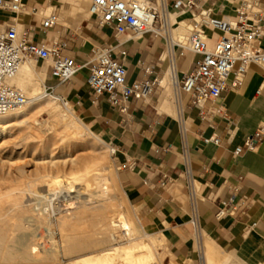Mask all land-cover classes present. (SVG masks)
<instances>
[{
    "label": "crops",
    "instance_id": "0c3cea01",
    "mask_svg": "<svg viewBox=\"0 0 264 264\" xmlns=\"http://www.w3.org/2000/svg\"><path fill=\"white\" fill-rule=\"evenodd\" d=\"M43 1L25 0L27 5ZM50 1L45 11L55 9L56 3ZM198 2L215 17L232 14L236 7L235 0ZM56 10V21L63 30L69 18L88 15L84 0H62ZM188 17L189 13H185L181 19L187 21ZM27 21L26 15L18 17L20 24ZM77 34L66 37L68 46L64 52L80 65L89 59L93 46L116 44L110 29L93 24L91 30L86 31L84 27ZM54 36L52 29L47 31V37ZM121 47L127 51L124 64L128 81L141 73L138 61L151 67V77L159 69L162 76L165 74V62L158 60L162 50L159 37L146 33L138 39H125ZM193 59L195 56L190 53L180 57L179 68L187 69ZM45 69L44 66L35 68L42 76L43 89L46 73L45 88L52 87L53 93L66 98L77 118L94 135L117 148L114 161L126 200L136 208L134 212L142 227L152 233L159 232L177 264H257L264 259V133L252 149L232 154L236 146H243L246 136L264 126V89L256 93L261 83L257 66L248 69L239 87H228L222 92L223 113L213 115L209 122L201 121L197 109L185 104L187 95H182L188 128L186 143L200 194L199 237L201 232L206 234L208 248V255L203 254L202 260L196 247L203 238L195 241L193 228L192 237L188 227L189 203L180 177V137L169 88L161 85L146 101L129 99L127 111L122 113L112 108L104 96L92 101L86 67L65 83H58ZM230 80L231 77L228 83ZM211 134L219 137L218 144L203 141V137ZM166 179L170 182L160 186ZM228 197L235 207L217 218L219 201Z\"/></svg>",
    "mask_w": 264,
    "mask_h": 264
},
{
    "label": "built area",
    "instance_id": "2783aa9c",
    "mask_svg": "<svg viewBox=\"0 0 264 264\" xmlns=\"http://www.w3.org/2000/svg\"><path fill=\"white\" fill-rule=\"evenodd\" d=\"M198 1L89 0V18L93 25L110 29L116 44L93 46L89 59L80 65L64 52L68 46L66 37H47L48 29H53L57 24L56 12L42 15L39 8L51 3L50 0L30 5L22 0H0V115L26 102L27 98L10 82V78L22 62L31 60L46 62L49 76L58 83L68 82L82 67H86V83L92 101L104 96L112 108L125 113L129 99L146 101L157 88H161L162 70L159 69L151 77V67L138 61L141 73L128 81L124 64L127 51L121 44L125 39H138L146 33L161 39L162 50L158 60H164L171 85L174 117L180 137V177L189 203V223L195 234L200 227V194L186 143L188 128L182 95H187L185 104L197 109L200 120L209 122L213 115L223 113L224 106L220 101L222 92L228 87H239L252 65L257 66L261 74L256 93L260 94L264 89V0H235L234 13L220 17H215L209 8L202 7ZM57 5L55 8H58ZM24 9H28V21L19 25L18 17L25 15ZM171 12L182 15L189 13L188 20H185L188 25L183 40L175 39L173 33L184 19L172 21ZM116 47H119L117 52L114 51ZM188 53L194 55L195 59L187 69L181 70L178 60ZM57 96L66 106L68 100ZM263 133L264 126L261 125L246 136L243 146H236L232 154L239 155L244 149H252ZM203 141L218 144L220 139L211 134L203 137ZM105 143L114 159L117 148ZM166 182H170V179L163 180L160 186ZM234 207L231 197L220 200L215 216L222 217ZM257 264H264V259Z\"/></svg>",
    "mask_w": 264,
    "mask_h": 264
},
{
    "label": "rangeland",
    "instance_id": "374dc122",
    "mask_svg": "<svg viewBox=\"0 0 264 264\" xmlns=\"http://www.w3.org/2000/svg\"><path fill=\"white\" fill-rule=\"evenodd\" d=\"M84 1L87 9L88 0ZM52 2L58 4V7L62 4V0H52ZM86 16L88 15L86 14ZM86 16H79V18L75 19L69 18L65 24L64 30L62 25H54L52 30L55 32V36L52 37V39L60 36H77V33L83 30L84 27L86 31L91 30L93 21L89 16ZM21 17L24 18L25 15ZM31 63L37 70L42 66L47 68V63L42 60H31ZM47 81L48 78L45 73L44 88L45 85H47ZM169 90L171 92V89ZM45 92L50 94L48 97H43L42 100H44L45 104H53L54 102L65 114H67L68 118L70 116V119L76 120L80 125L81 121L84 122L82 119L81 121L75 119L78 114L76 111H73L74 109L69 103L65 106L59 100L57 94L53 93L50 89H46ZM26 95L27 100L25 103L29 104L26 115L7 121L5 123L6 128L0 133V264H19L16 263V253L14 249L11 248L12 244L15 242L16 244L20 242L26 246L27 244L32 245V243H38L44 247L49 246L51 239L48 235V226L50 230L53 231V240L58 244L59 250L61 251V243L65 240L61 238L60 226L57 225L61 217H71L72 214L78 213L80 215L75 218L74 222L71 221L72 224L70 222V225L68 224L66 226L68 235L96 236L103 223L104 217L108 212L110 213L112 208L117 206V208L125 214L130 212V215L134 214V210L136 209L128 201V203L126 202L123 188L119 182L117 166L115 165L114 159L109 154L107 145L102 143V140L96 135L91 132L89 133L83 125H81V127L84 133L85 143H83L82 146L75 145L76 143L74 140L72 141V138L65 137L63 134L64 132L62 133L65 120L61 118L55 119V117L47 112V106L45 104L43 105L44 107L42 105H32L31 102L33 101L29 98L28 94ZM19 120L22 121L19 123ZM25 121L28 122V124ZM33 125H35L37 129L36 132L34 130L32 131V128H30ZM29 129L31 131H29ZM92 156L98 157L104 161V166H106L105 169L107 170V172L104 170L107 173L105 176H109L107 177L106 183H103V185L101 183H99L100 185L98 183L88 184L90 178L85 177L82 181L85 186L82 185L81 182H79L80 184L75 183V191L72 193L70 192L71 194L67 191H63V193L60 191L56 194L44 191L48 189L45 185L46 177H49L51 174L56 175L63 172L70 173L75 170H80L84 163ZM108 169H111V172ZM114 171L116 172V180L112 176ZM36 182L38 183L35 184ZM105 185L107 189H105ZM34 188L35 191H33ZM104 190H107V193L103 195L102 191ZM40 193L43 197H41ZM107 197L111 198L106 199ZM40 199H42V201ZM35 200H37L36 203ZM39 203L41 205L36 207ZM33 205H35V208L44 209V211L41 212L39 209H35ZM36 211H38L39 214ZM46 221H49L48 223L50 224L46 223ZM188 227L193 237L190 223ZM32 232L36 234L35 239L33 237L31 238V236H27ZM155 234H159V232L155 231ZM115 242L124 243L125 237L117 236ZM7 243H10V247ZM109 243L108 241H103L96 244L94 247L96 249L103 248ZM5 245L8 248H4ZM158 251L160 253V259L164 264L176 263L166 241ZM72 257L73 256L62 257V260L66 262L68 258ZM194 264L198 263L194 262Z\"/></svg>",
    "mask_w": 264,
    "mask_h": 264
},
{
    "label": "bare ground",
    "instance_id": "6f19581e",
    "mask_svg": "<svg viewBox=\"0 0 264 264\" xmlns=\"http://www.w3.org/2000/svg\"><path fill=\"white\" fill-rule=\"evenodd\" d=\"M22 1L25 2V0H22ZM88 4H89V0H88ZM88 4H87V11H88V16H89ZM46 7H47V4L45 7L39 8V13L42 15H46L50 12L55 11L56 12V20H57V10L55 8V5H54L55 9H52L49 11H45ZM26 13H28V9H24V14L28 17V14H26ZM181 15L182 14H178L177 12H171L172 21L181 20ZM19 25H20V23H19ZM187 25L188 24H187V22H185V20H183L179 23L178 27L175 28L174 33H173V36L175 39H177V38H179L180 40L184 39L183 37H184L185 31H186ZM50 29L51 28H49L48 30H50ZM124 37H126V36H124ZM10 82L12 84H14L18 89H20L26 98H27L26 94H28L29 98L33 101V102H31V104L34 106H36V105H38V106L42 105L43 106L45 104L44 100H42L43 97L44 96H46V97L50 96V94L45 92V90L43 89L42 76L39 73H37V71H35L34 65L31 63V61L22 62L20 64V66L18 67L16 73L10 78ZM160 85H162L163 87H168L169 89L171 88L167 71H165V74L160 78ZM169 94H170V91H169ZM55 99H56V97H55ZM172 101H173V99H172ZM173 104H174V102H173ZM28 105L29 104H27V103L22 104L19 107L6 112L5 114L0 115V133L4 130V128H6L5 123L7 121L14 119V118L17 119L18 117L26 115V113L28 111ZM45 105L47 106V108H46L47 112L50 115H52L53 117H55V119L61 118V119L65 120L64 128L62 131V133L64 132L63 134L65 135V137L67 136L70 139L72 138V141L74 140V142L76 143L75 145L82 146V144L85 143V138H84V133L82 131L81 125L86 127L87 131H89V133H90L91 131L88 128V126L85 123H83L82 121H81V125L78 124L79 122H76V120L70 119V116L68 118L67 114H65L64 111L61 110L54 102H53V104L47 103ZM174 108H175V106H174ZM21 119H23V118H21ZM75 119H78V118H75ZM20 121H22V120H19V123H20ZM77 121H79V119ZM26 123L28 124V122H26ZM8 124H9V122H8ZM30 125H27V126H30ZM30 128H32V131L34 130L35 132L37 130L35 128V125L31 126ZM29 131H31V130L29 129ZM28 133H30V132H28ZM63 134H62V136H63ZM31 135H32V133H31ZM102 143H104L103 140H102ZM85 145H87V144H85ZM105 167L106 166H104V161L102 159L92 156L91 158H89V160H87L84 163L82 169H80V170H75L74 172L69 171L70 173L63 172V173L56 174V175L51 174L49 177H46L47 178V179H45L46 182H45V180H44V182H45V185L47 186L48 189H46L47 191L46 190H44V191L47 193L52 192V194L53 193L56 194L57 192H60V191H62L61 193H63V191H67L69 193L70 192L72 193L75 191L74 190L76 187L75 183L81 182L82 185L85 186V184H83V182H82L85 177L90 178L88 181V184H90V183L91 184L101 183L103 185V183H106L107 177H109L108 175H107V177L105 176V174H107L106 173L107 170L105 169ZM104 170H106V172ZM108 170L110 171L111 169H108ZM103 171H104V173H103ZM110 175H111V173H110ZM112 176L116 180V172L115 171L112 173ZM86 180H87V178H86ZM37 183L38 182H36L35 184H37ZM33 186H34V184H33ZM105 189H107L106 185H105ZM197 190L199 192V189H197ZM33 191H35V188ZM102 192L104 195V193H107V190H104ZM42 194H43V192H42ZM42 194H41V197H43ZM108 195H106V196H108ZM96 196H97V194H96ZM109 196H111V195H109ZM110 198L107 197L106 199H110ZM37 200H35V203ZM40 200L42 201V199H40ZM126 202H127V200H126ZM69 204H70V202H69ZM40 205L41 204L39 203V205H36V207H39ZM33 206L35 208V205H33ZM64 206H66V205H64ZM35 209H39L41 212L44 211V209H42V208H35ZM36 212H38V211H36ZM129 213L128 214L123 213L119 208H117V206L112 208L110 213L108 212V214L104 217L103 223L101 224V227L98 230L96 236H94V235L93 236H80V235L77 236V235H73V234L68 235L66 226L71 221L74 222L75 218L77 216H80V215L78 213V214H74V215L72 214L71 217H67V216L61 217V218H59L58 224H57L60 226L59 230H60L61 234H60V232H59V234L61 235V238L65 239L64 242L62 241V243H61V251L59 250L58 244H56L53 240V231L50 230V228L48 226L47 227L48 228V235H49V238L51 239L50 240L51 242L49 241L50 242L49 246L44 247L38 243H32V245L27 244V246H26L24 244H21L20 242H18L17 244H16V242L12 244L11 248H13L15 253H16V263H19V264H164L163 261L160 259V253L158 251V249L163 246L162 236L146 230L144 227H142L137 215L135 213L130 215ZM38 214H39V212H38ZM100 221H102V220H100ZM48 222L49 221H46V223H48ZM72 222H71V224H72ZM48 224H50V223H48ZM74 225H75V223H74ZM63 231H65V232H63ZM118 231H119V233H118ZM79 232H81V231H79ZM33 233L34 232L29 233L27 236H31V238L33 237L35 239L36 234H33ZM117 236L125 237V242L124 243L115 242ZM201 237L203 238V241L201 243V240L199 239L198 247H196V249H197V252L199 253V259L202 260L203 254L206 257L208 255L206 234L204 232H201L200 237H199V232L197 234L194 233L195 241H196V239L201 238ZM22 238H23V236H22ZM27 238L30 239L29 237H27ZM103 241L104 242L108 241L110 243L103 248L96 249L94 247L96 244L103 242ZM32 242H34V241H32ZM9 247H10V245H9ZM4 248H8V247H6V245H5ZM71 256H73V257L68 258V261H66V262L62 260V257L65 258V257H71ZM174 264H177V263H174ZM187 264H190V263H187Z\"/></svg>",
    "mask_w": 264,
    "mask_h": 264
}]
</instances>
